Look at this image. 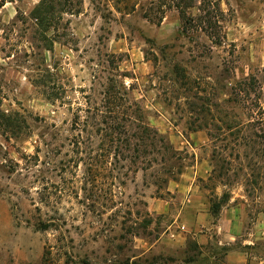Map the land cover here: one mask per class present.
I'll return each instance as SVG.
<instances>
[{
  "label": "rangeland",
  "instance_id": "rangeland-1",
  "mask_svg": "<svg viewBox=\"0 0 264 264\" xmlns=\"http://www.w3.org/2000/svg\"><path fill=\"white\" fill-rule=\"evenodd\" d=\"M39 1L0 0V264H264V0Z\"/></svg>",
  "mask_w": 264,
  "mask_h": 264
},
{
  "label": "trees",
  "instance_id": "trees-1",
  "mask_svg": "<svg viewBox=\"0 0 264 264\" xmlns=\"http://www.w3.org/2000/svg\"><path fill=\"white\" fill-rule=\"evenodd\" d=\"M45 4H46V0H40L37 5L34 7V16L36 19H39L41 21H48L49 19V14L52 12L51 9H49L48 6L45 7ZM152 130L148 127H144V129L142 130L141 135H140V138L143 139V137L147 134L146 138H148V136H151L150 133ZM220 205H221V202L220 201H217V202H214L213 205H212V211L214 213L218 212L219 209H220Z\"/></svg>",
  "mask_w": 264,
  "mask_h": 264
},
{
  "label": "crops",
  "instance_id": "crops-1",
  "mask_svg": "<svg viewBox=\"0 0 264 264\" xmlns=\"http://www.w3.org/2000/svg\"><path fill=\"white\" fill-rule=\"evenodd\" d=\"M241 264H243V263L241 262Z\"/></svg>",
  "mask_w": 264,
  "mask_h": 264
}]
</instances>
